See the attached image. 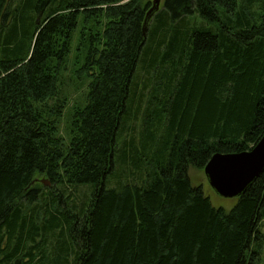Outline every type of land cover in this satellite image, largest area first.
Segmentation results:
<instances>
[{"label": "trees", "instance_id": "16d2710c", "mask_svg": "<svg viewBox=\"0 0 264 264\" xmlns=\"http://www.w3.org/2000/svg\"><path fill=\"white\" fill-rule=\"evenodd\" d=\"M150 6L0 0V264H260L264 173L190 169L264 134V0Z\"/></svg>", "mask_w": 264, "mask_h": 264}, {"label": "water", "instance_id": "95a60500", "mask_svg": "<svg viewBox=\"0 0 264 264\" xmlns=\"http://www.w3.org/2000/svg\"><path fill=\"white\" fill-rule=\"evenodd\" d=\"M161 0H152L144 23L160 9ZM210 185L224 197H237L264 173V134L249 150L213 154L204 168Z\"/></svg>", "mask_w": 264, "mask_h": 264}, {"label": "rangeland", "instance_id": "374dc122", "mask_svg": "<svg viewBox=\"0 0 264 264\" xmlns=\"http://www.w3.org/2000/svg\"><path fill=\"white\" fill-rule=\"evenodd\" d=\"M150 1L152 3V0H150ZM164 3H165V0H161L159 10L164 8ZM152 18L150 19V21L152 20ZM138 67H139V65H138ZM137 69H139V68H137ZM144 75H145V73L140 68L138 71L137 77H136V81L139 83L138 90L142 89L143 81H144ZM70 93L72 95H70L69 105L66 106L67 107L66 108V115L62 118V125H61L62 133H65V127H66V122L68 120V111L70 109V106L75 99H77V98L79 99L80 97L83 96L84 88H82L78 91H76L75 89H72L70 91ZM137 101L138 100L136 99V102ZM138 125H140V122H138ZM190 175H191L192 179L194 180L193 182H195L194 184L199 183V182L203 183L202 185L204 187V191L207 195L210 196L211 202L214 206H216V207L222 206V207L226 208L227 210H229L236 203L237 197H224V196L220 195L218 192H216V190L210 185L209 180L205 176L204 171H201L200 169H196V168L192 167L190 169ZM36 181H37L36 183L39 185L40 189H42L41 183L50 184L44 177H38ZM39 192H43V191H39ZM261 229L264 232V220L262 221ZM260 264H264V248H263L262 258H261Z\"/></svg>", "mask_w": 264, "mask_h": 264}, {"label": "bare ground", "instance_id": "6f19581e", "mask_svg": "<svg viewBox=\"0 0 264 264\" xmlns=\"http://www.w3.org/2000/svg\"><path fill=\"white\" fill-rule=\"evenodd\" d=\"M151 18H152V17H151ZM151 18H150V19H151Z\"/></svg>", "mask_w": 264, "mask_h": 264}]
</instances>
